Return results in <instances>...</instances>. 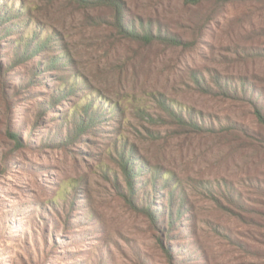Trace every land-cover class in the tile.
Instances as JSON below:
<instances>
[{"label":"rangeland","instance_id":"obj_1","mask_svg":"<svg viewBox=\"0 0 264 264\" xmlns=\"http://www.w3.org/2000/svg\"><path fill=\"white\" fill-rule=\"evenodd\" d=\"M260 93L264 0H0V264H264Z\"/></svg>","mask_w":264,"mask_h":264},{"label":"trees","instance_id":"obj_2","mask_svg":"<svg viewBox=\"0 0 264 264\" xmlns=\"http://www.w3.org/2000/svg\"><path fill=\"white\" fill-rule=\"evenodd\" d=\"M184 3H187V4H194V3H196V2H199V1H201V0H182ZM1 14H4V13H1ZM115 14H116V16H115V18L117 19V20H119V15H117V13L115 12ZM4 15H6V14H4ZM140 20V22L138 23V26H139V30H137L136 28H137V26L136 25H129V24H127L128 22L126 21V20H124V19H122L121 20V23L120 24H118L117 23V25H118V28H119V31L125 36V38H127L128 40H144L145 42H150V40L152 39V38H154V34H153V32H152V29L151 28H148L147 30H145L144 29V20H141V19H139ZM157 36H159V37H161V35H162V38H168L167 37V33H162L161 34V31L159 30V28L157 27ZM40 41V40H39ZM31 44H32V40L30 39H24L23 41H21V40H17L16 42H15V45H16V47L15 48H18V46L19 45H22L21 46V48H25L27 51H30V50H32V49H30V46H31ZM53 59V58H52ZM54 59H58V58H54ZM56 60H54L53 62H52V65H55L56 64V62H55ZM49 65H51V63L50 62H46V64L44 65L45 67L44 68H48V66ZM65 80H67V78L65 77V78H63L62 79V82L63 83H61V85H60V88L59 87H55V88H53L54 89V91H57L58 93L60 92L61 93V95L62 94H66L68 91H70L71 89H73V87H74V85L72 84V83H66L65 82ZM243 87H244V84L242 85V89H241V95H245L246 93L244 92V91H242L243 90ZM231 92H232V94L234 95V96H238V94L236 93V89H232L231 88ZM262 92V91H261ZM53 96H55V94H53ZM261 98H262V100L264 101V94H262V93H260V94H258V96H257V99L256 98H254L253 96H252V102H250V104L252 105V107L254 108V110H255V116H256V118L262 123V124H264V105H262V103H260V101L259 100H261ZM260 103V104H259ZM76 107H77V104H75L72 108V110L71 111H68V115H71V119L67 116V117H65L64 118V121H63V125H65V126H67V125H70V124H68L69 123V119H70V121H71V125L73 126V127H75L77 130H79V131H81V130H83V129H85L86 128V126L88 125V123L89 122H91L90 121V118L88 117V115H89V113L88 112H85V114H86V118L85 119H82L80 116H79V114H78V112H77V109H76ZM78 107L81 109V110H84V109H86V107H84L83 105H79L78 104ZM93 112V111H92ZM171 112H172V114H174V116L175 117H178L179 118V120L182 122V123H185L184 121H183V119H182V115H180V113L182 112V110H180V106H172V108H171ZM186 114H190L189 113V109H186ZM190 117H189V121H188V125L189 126H193V125H196V127L195 128H198V129H200L201 127L196 123V120L194 121V117H193V115H189ZM88 117V118H87ZM68 127V126H67ZM71 139V134H69L68 135V139ZM120 141L122 142V136H120ZM19 144H20V146H21V148L23 147V144H22V142H20L19 141ZM115 144L117 145L118 143H116V141H115ZM119 148H121L122 149V145H120L119 146ZM115 150H117V148H115ZM129 158L130 159H128V161L130 162L131 161V156H129ZM121 159H122V163H124L125 162V158L123 157V153H121ZM125 168H126V166H125ZM135 175V171H132V176H134ZM163 178H161L160 180H162ZM129 183L131 184V183H133V181H131V176H129ZM163 180H165V179H163ZM135 182V181H134ZM148 182H150V181H148ZM158 186H160L159 185V183H158V181H154V184H153V192L156 194V192H157V187ZM75 187H76V181H69V182H67V183H63L62 185H61V187H60V191L56 194V196L54 197V199L55 198H57V197H62V198H65V194H67L68 192H69V190H72V191H74L75 190ZM169 208H172V211H173V208H175V206L170 202L169 203ZM164 212H166L165 213V216L167 215V210H164L163 208H162V213H164ZM169 215H171L172 216V212L171 211H169ZM162 222H165V218L163 219V221L161 220V221H159V223L162 225ZM165 228V227H164Z\"/></svg>","mask_w":264,"mask_h":264}]
</instances>
